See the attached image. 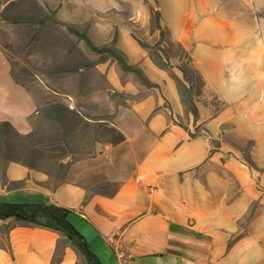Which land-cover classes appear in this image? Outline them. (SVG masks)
<instances>
[{"label": "crops", "instance_id": "0c3cea01", "mask_svg": "<svg viewBox=\"0 0 264 264\" xmlns=\"http://www.w3.org/2000/svg\"><path fill=\"white\" fill-rule=\"evenodd\" d=\"M13 1L3 0L0 10ZM101 2L86 3L99 11L111 0ZM149 4L160 14L161 48L187 52L201 78L196 119L129 26L118 24L113 41L92 25L90 40L112 43L153 86L109 57L58 68L57 129L45 134L56 162L8 161L3 175L0 168V203L69 208L78 223L70 222L103 264H264V0ZM166 56L182 78L180 56ZM84 71L96 74L107 98L65 93V75L75 73L79 86ZM40 102L15 80L0 46V122L32 133L43 118ZM58 239L55 230L0 219V264H51ZM79 261L65 245L58 264Z\"/></svg>", "mask_w": 264, "mask_h": 264}, {"label": "rangeland", "instance_id": "374dc122", "mask_svg": "<svg viewBox=\"0 0 264 264\" xmlns=\"http://www.w3.org/2000/svg\"><path fill=\"white\" fill-rule=\"evenodd\" d=\"M130 1L111 0L105 9L96 11L88 7L87 0H15L0 10V46L15 80L31 88L39 97V114L43 117L35 121L37 129L29 133V137L19 139L8 136L6 152L9 158L32 160L36 164L56 162L57 148L50 146L52 143L45 144L50 141L45 134L52 135L57 129L52 121H57V89L60 91L64 78L57 75V69H77L85 67L87 60L96 62L100 59L101 55L89 50L84 41L69 31L65 24L75 25L79 31L86 32L93 25L99 36L107 35L110 38L117 32L118 24H126L135 38L150 44L159 40L158 30L153 24L154 12L149 4L151 0ZM2 2L0 0V8ZM89 2L92 5L102 3L101 0ZM162 50L165 54L179 55L178 47L174 44ZM81 74L79 86L76 85L75 73L65 75V93H79V98H86L91 93L101 99L107 98L95 73L93 76L85 71ZM92 80L93 83H90ZM200 129V124L192 125L195 133ZM34 143L41 145L38 152L30 149ZM1 149L0 145V152ZM75 218V215L69 216L70 221L78 223ZM99 253L102 255V252ZM78 264H84L83 260L80 259Z\"/></svg>", "mask_w": 264, "mask_h": 264}, {"label": "trees", "instance_id": "16d2710c", "mask_svg": "<svg viewBox=\"0 0 264 264\" xmlns=\"http://www.w3.org/2000/svg\"><path fill=\"white\" fill-rule=\"evenodd\" d=\"M159 12L153 13V24L158 30L159 40L153 44L136 38L139 46L147 50L151 60L159 68L167 70L169 76L175 82L178 93L181 97L185 113L191 114L194 119L197 117V108L195 106L193 95L195 91L201 86V78L196 70L189 65V55L180 47L179 55L180 62L176 66L182 74V78L178 77L172 70L173 65L168 60L165 52L161 48L164 33L159 21ZM58 23H62L56 20ZM64 24V23H63ZM67 25L69 31L74 33L79 39L83 40L87 48L93 52L100 54L99 60L111 58L116 61L119 68L124 72H132L138 81L147 86H153L143 72L135 65L127 64L125 57L114 45L103 44L100 46L95 45L87 35L86 31H79L75 25ZM116 37V32L113 36V41ZM57 110V109H56ZM8 136H16V138L24 139L30 136L19 135L11 126L8 121L0 122V145L2 147L0 152V168L3 175L4 166L10 160H24L9 158L6 152ZM72 211L69 208L63 207L56 203L44 202H3L0 203V219L12 218L14 224L21 226H38L55 230L59 234L57 246L55 247L51 264H58L61 259L63 248L65 245H70L84 264H103L98 256L93 252L84 236L74 227L69 220V215Z\"/></svg>", "mask_w": 264, "mask_h": 264}, {"label": "built area", "instance_id": "2783aa9c", "mask_svg": "<svg viewBox=\"0 0 264 264\" xmlns=\"http://www.w3.org/2000/svg\"><path fill=\"white\" fill-rule=\"evenodd\" d=\"M122 264H131L130 261L125 260Z\"/></svg>", "mask_w": 264, "mask_h": 264}]
</instances>
